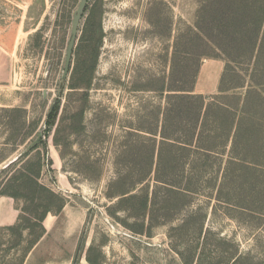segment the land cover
<instances>
[{
	"label": "rangeland",
	"instance_id": "374dc122",
	"mask_svg": "<svg viewBox=\"0 0 264 264\" xmlns=\"http://www.w3.org/2000/svg\"><path fill=\"white\" fill-rule=\"evenodd\" d=\"M79 2H40L36 15L26 18L27 31L17 34L15 49L0 48L1 56L7 57V63L0 61V109H26L29 125L36 127L33 136L20 142L21 134L13 143L6 126L0 124V178L10 161L41 139L46 146H40L45 153L40 181L63 201L58 213L47 215L55 227L25 264H93L91 260L97 264H187L182 253L193 264H264V207L259 205L264 195L260 196L256 187L257 183L264 186V177L257 179L250 164L255 161L264 165V48L257 61L242 59L237 73L228 72L223 87L233 86L232 90L215 94L219 95L217 102L226 105L217 128L209 127L220 155L216 161L213 158V163L207 161L202 187L189 194L190 204L175 218L140 234L127 224L144 230L148 227L149 217L140 215L141 186L131 202L109 196L111 191L122 189L113 183L119 177L115 161L126 145L134 147L132 161H141L147 155L144 138H153L149 131L159 130L168 104L170 92L160 88L173 85L176 37L187 25H195L199 3L89 0L70 71L62 85ZM3 7L0 0V14ZM5 19L0 15V24ZM183 50L178 54L180 71L177 69L173 78L182 76L181 67L186 63ZM188 66L192 75L196 60H190ZM239 103L241 129L236 139L235 130L228 138L222 133L229 132L230 112ZM82 106L81 121H74ZM5 120L0 110V122ZM72 124L75 132L63 129ZM231 157L237 158V164L228 170ZM195 171L188 167V172ZM233 181L242 186L232 192L236 194V206L228 203L233 196L229 193ZM149 183L152 194L153 178ZM223 184L224 198L220 201L217 195ZM174 197L180 208L182 203ZM158 201L156 212L162 203ZM193 211L199 214L198 219L192 224L188 220L181 230L179 226ZM157 218L153 224L160 220L159 214ZM171 228L178 230L171 235ZM4 255L0 253V258L19 264L22 252L13 250L10 257Z\"/></svg>",
	"mask_w": 264,
	"mask_h": 264
},
{
	"label": "trees",
	"instance_id": "16d2710c",
	"mask_svg": "<svg viewBox=\"0 0 264 264\" xmlns=\"http://www.w3.org/2000/svg\"><path fill=\"white\" fill-rule=\"evenodd\" d=\"M198 3L195 25H187L176 37L171 72L173 85L168 89L165 86L160 88V91L169 90L168 104L163 112L159 130L149 131L153 134V138H144L143 143L147 155L141 161H132L130 157L133 156L134 147L126 145L115 161L116 167H119V177L113 183L120 187L118 189H122L111 191L109 196H120L124 201L131 202L137 198L134 191L141 186L142 193L138 196L142 206L140 215L146 219L149 217L148 227L144 230L142 226L133 227L127 224L129 229L140 234L149 233L153 225L167 224L176 217L178 212L183 211L190 204L191 196L189 194L198 192L202 187L208 162L213 163V158L215 157L214 161H216L220 155L215 151L217 146H214L213 143L216 139L213 140L214 136L209 127L217 128L221 109L226 105L217 102L219 95L218 97L216 95L208 97L195 93L201 61L205 58H220L226 61L218 93L221 94L233 88V86L229 89L223 87L228 72L237 73V69L243 62L242 59H248L250 63L254 59L257 61L264 48V0H198ZM181 49L186 52V63L181 67L182 76L173 78L180 68L178 54ZM96 58L97 55H95V60ZM190 60H196L192 75L188 73ZM189 77H191L190 80ZM90 80L91 77L87 83ZM74 84L75 86L79 85L78 82H74ZM241 104L232 108L233 110L230 112L232 121L230 129L227 130L229 132L222 133L228 138L231 133L234 136L233 130H235L236 139L241 129L239 124ZM0 110L7 117V120L0 124H4L8 129L11 142L15 143V139L21 134H23V138L20 142L33 136L36 127L29 125L26 109L4 107ZM83 112L84 106L76 113L74 121H81ZM27 126L30 127L26 129ZM63 129L76 131L74 124L65 125ZM234 143L237 146V140ZM41 145L46 146L41 139L37 143L34 142L28 151L10 161L1 172L3 175L0 178L2 180L0 196L8 195L16 199L17 202L22 201L23 203L22 205L18 204L20 213L16 223L0 226V253L10 257L13 250L22 252L19 264H25L29 254L46 235L47 228L44 225V220L47 215L58 213L63 206V201L57 194L40 181L45 165V153L41 150ZM236 160L237 158L231 157L227 166L228 170L237 164ZM241 161L246 160L242 159ZM250 164L254 174H258L257 179L263 178L264 165L255 161ZM190 166L196 168L194 173L188 172ZM210 167H212L211 164ZM226 174L228 175V172ZM151 178L155 183V191L152 194L149 190ZM233 184L234 186L229 190L230 195H233L234 190L242 189V186L234 181ZM225 185H222L217 195L220 201H222V190ZM256 187H258V194L264 195V186L257 183ZM235 195L230 196V202H228H233L234 206L237 205ZM173 196H176L177 200L182 203L180 208ZM156 200L165 203H161L157 212L155 209ZM259 205L264 207V201H260ZM157 214L160 215V220L153 224L154 220L158 219ZM191 214L184 224L179 226L181 230L188 225V220L192 224V221L198 219L197 212L193 211ZM259 215L261 216V214ZM202 226L200 231L203 230ZM177 230L171 228V235ZM182 256L185 263L193 264L185 258L184 253ZM237 260L238 258L234 262ZM9 261L0 258V264H11ZM12 261L14 260L12 259ZM91 263L97 264L98 262L91 260Z\"/></svg>",
	"mask_w": 264,
	"mask_h": 264
},
{
	"label": "crops",
	"instance_id": "0c3cea01",
	"mask_svg": "<svg viewBox=\"0 0 264 264\" xmlns=\"http://www.w3.org/2000/svg\"><path fill=\"white\" fill-rule=\"evenodd\" d=\"M46 1L47 0H1L6 7H3V14L0 15L6 19L3 24H0V48L11 52L15 49L17 34L21 31H27L26 25L28 22L26 18L36 15V6L39 5L40 2ZM5 58L7 57L1 56L0 54V61L4 59L3 62L7 63V59L5 60ZM225 67L226 61L224 59H204L196 80L195 93L206 96H212L219 93ZM19 213L20 211L18 209V202L16 199L8 195L0 196V226L16 223ZM47 222H49V224H46ZM44 223L47 228V232L53 229L56 225V223L54 221H50L48 217H46ZM43 239H41V241ZM35 249H33L31 254H33Z\"/></svg>",
	"mask_w": 264,
	"mask_h": 264
},
{
	"label": "water",
	"instance_id": "95a60500",
	"mask_svg": "<svg viewBox=\"0 0 264 264\" xmlns=\"http://www.w3.org/2000/svg\"><path fill=\"white\" fill-rule=\"evenodd\" d=\"M88 1L89 0H80L79 5L73 15L71 36H70V40H69L67 52H66V60H65V68H64V73H63L62 85L65 84L68 73L70 71L73 52H74L76 40H77L78 33H79L80 22L85 12Z\"/></svg>",
	"mask_w": 264,
	"mask_h": 264
}]
</instances>
